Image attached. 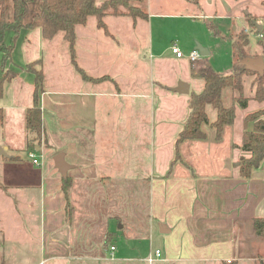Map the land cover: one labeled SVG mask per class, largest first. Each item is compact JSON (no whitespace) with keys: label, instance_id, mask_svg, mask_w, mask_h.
Here are the masks:
<instances>
[{"label":"crops","instance_id":"1","mask_svg":"<svg viewBox=\"0 0 264 264\" xmlns=\"http://www.w3.org/2000/svg\"><path fill=\"white\" fill-rule=\"evenodd\" d=\"M163 2L147 0L150 6L158 5L155 13L157 21L181 16L195 18L199 13L207 17L217 14L220 7L215 0H168L169 4L177 7L166 12L161 9ZM152 15L136 19L130 15H107L104 21L111 34L99 27L95 16H91L86 24L77 26L76 47L81 67L92 76L113 75L119 83L118 86L113 81L95 83L73 74L77 83L74 87H64L62 80L50 88L43 85L39 102L44 110L48 146L45 140L41 145L34 141V135L30 134L26 124L27 110L33 104L35 75L24 72L26 62L23 61L19 62L23 69L6 81L4 96L0 98V106L5 111L4 124L0 126V147L5 150V154L0 155V183L7 188V191L0 188V264H76L87 262L86 258L94 259L91 252L86 253V249L92 248L90 242L84 240L87 237L75 240L74 227L66 221L61 172L55 165V157L61 152L65 153L67 162L72 166L68 173L74 183L104 179L100 177H116L106 180L119 181L133 175L143 177L136 180L138 183L135 186H140L142 181L148 183L150 219L156 229L153 233V239L157 241L155 250L162 252L161 258L154 264H243L255 259L245 257L237 248L238 237H242L244 244L259 243L260 236L254 229L253 221L256 217H263L260 211L264 203V178L257 177L254 171L251 177H243L236 165L242 156L250 155L241 148L245 125L238 135H235L237 129L234 124L225 125L221 138L217 139L216 129L209 123L205 124L203 128L207 137L182 142L179 146L180 159H177L176 138L189 113L191 92H201L205 87L204 79L200 76L202 83L192 90L198 79L184 76L192 91L179 94L172 90L178 82L167 84L152 80L142 84L136 79H120L112 66L107 69L102 67L107 61L105 57L109 56L104 51V43L113 48L125 47L126 54H132L140 46L139 40L146 34L145 29L150 30L147 35L153 36ZM245 22L244 27L236 30H247ZM23 30H27L26 37H32L30 29ZM99 31H104L112 42L102 38ZM11 34V31L6 33V40ZM21 37L22 34L16 47ZM56 37L64 39L59 33L50 40L56 41ZM64 41L68 61V43ZM204 48L210 54L209 47ZM260 52L259 45L256 50L252 49V57H259L257 54ZM93 61L97 64L96 69L91 67ZM96 72L99 75H95ZM253 76H244L247 97L251 93L248 94L246 80ZM131 87L132 92H127ZM142 87L145 89L142 90ZM187 95L190 98L185 99V106L180 112L167 108L166 101L179 100ZM237 95V91L231 90L232 100ZM210 109L213 115L209 113ZM208 113L210 122L214 121L216 110L208 106ZM167 134L175 135L174 139ZM150 139L152 150L147 147ZM167 140L175 154L170 156L169 165L160 170L157 151ZM51 147L56 151L50 162L46 151ZM126 149L137 154L142 164L139 167L149 170H126L123 158ZM38 151L45 153L46 160H40L37 165L29 157L32 165L25 164L23 156ZM142 152L149 154L148 165L143 164L146 161L140 157ZM202 153L207 156L215 153L219 161L215 172L197 176L189 171L188 159ZM108 229L113 231L109 226ZM113 245L116 250V245ZM144 261L147 262L146 259Z\"/></svg>","mask_w":264,"mask_h":264},{"label":"rangeland","instance_id":"2","mask_svg":"<svg viewBox=\"0 0 264 264\" xmlns=\"http://www.w3.org/2000/svg\"><path fill=\"white\" fill-rule=\"evenodd\" d=\"M97 1L100 3L103 0ZM215 2L218 4L217 7L220 6L217 14H211L206 17L204 13L201 12L202 14L199 13V16L195 18L181 16L175 19H166V21H157L158 19H156L157 16L155 13H157L158 5L152 4V6H150L146 3V10L149 14L151 13L153 14L152 16H154L153 36L150 37L147 35V33L150 34V30L145 29L146 34L139 40L140 46L134 49L132 54H126L127 49L125 47L113 48L104 43L103 46L106 48L104 51H106L109 56L105 57L107 61H104L102 65L103 69L112 66V70L117 76L121 77L120 79H136L140 80L142 84L149 83L152 80H160L167 84H173L181 80L185 81L184 76L191 75L198 79L192 90H196L202 83L200 72L205 63L211 64L222 74L233 72L231 48L232 34L236 29L244 27V23L246 24L245 21H247V13L260 15L263 12V7L260 4V0H215ZM176 7L175 4H169L168 0H164L161 9L169 12L176 10ZM204 17H206L207 20H205L206 18ZM206 21L211 23L212 30L208 27ZM94 30L97 29L94 28ZM26 31L27 30L22 31V37L17 47L15 46L16 48H14L15 51L13 53L12 62L9 63V68L19 72V70L21 71V69H23L22 66L20 67L22 63L19 62L25 61L28 63L36 59H42L45 72V88L58 85V81L61 80L64 87L76 86L77 83L73 74L78 76L80 74L75 71L69 56V60L67 61L65 55L67 50L64 39H59L58 37H56V41L45 39L42 36L40 28L30 29V32L32 31V37H26ZM99 32H101L102 38L106 39L108 42H112V40L105 35L104 31ZM10 38L11 36L7 38V41H9ZM57 40L58 43H56ZM197 43L203 47H209L210 54L206 56L202 55L201 58L192 61L188 58L178 59L176 55L172 53L171 47L175 44L185 54H189L193 49L197 48ZM250 44L251 51L252 49L256 50L260 45L257 33H250ZM260 48L261 52L257 55L264 57L262 54L263 49L261 46ZM251 56H253L252 53ZM124 62H126V64H124ZM128 65H130V68H128ZM70 66H72V69ZM91 67H95L96 69L97 64L93 61L91 62ZM24 72L32 73L27 70ZM95 75H99V72H96ZM256 77L255 75L246 80L248 94L251 93V99H249L246 107H243L241 104L231 99V90L226 91L224 94L225 103L227 105H235L236 117L232 123L237 129L235 135L240 134V131L245 127H243V125H245L243 119L245 114L264 107V101H259L258 98H256ZM251 85H253L254 88ZM141 89L144 90L145 87ZM129 91L132 92V87L128 88L127 92ZM186 98H190V95L183 96L179 100L172 99L171 101H166L167 108H173L180 112L185 106ZM8 99H10V96ZM209 113L213 115V110L210 109ZM167 137L174 139L175 135L167 134ZM150 141L147 147L152 150L153 144L151 139ZM55 151L56 150L52 147L46 151L50 162L53 160L52 155ZM41 153L43 152H35L41 161H43V159L46 160L47 157L45 153H43V157ZM206 153H202L200 156H196V158L190 157V159H188L189 171L192 174L201 176L203 173H212L216 171L219 159L214 156L215 153H212L211 156L205 155ZM221 153H223V151ZM173 154H175V150L172 145H170V141L167 140L165 145L157 151V164L160 170H164L167 165H169L170 156ZM203 154L205 156H203ZM29 157L30 155L28 156V154L23 156L25 164H30ZM140 157H144L143 160L146 162H143V164L148 165L149 154H143L142 152ZM123 158L125 160L124 165L126 170H149V168L145 170L147 167L144 166L139 167L142 164L137 154L131 150L126 149ZM30 159L32 158L30 157ZM135 163L137 166L132 165H136ZM254 173L257 177L264 178V159L260 165L254 169ZM100 178H104L105 180L101 179L93 182L82 180L73 183V187L70 191L71 203L73 206L71 224L75 230V240H77V237H87V239L84 240L87 243L90 242L92 248L91 250L86 249V253L91 252L90 254L94 256L92 260L86 258L85 261L87 262H78L76 264H149L144 261V259L148 258L150 254L155 251L157 247L155 244H157V241L155 242L153 239V233L156 232V229L153 228L152 219H150L148 183L142 181L140 182V186H135L138 183L136 180H138V178H143L139 175L126 176L123 177L124 180L121 179L119 181L106 180V178L116 177ZM260 213L264 216V203ZM108 226L113 231H110ZM246 233L249 234L248 230ZM259 238L260 241L258 244H252L251 242L244 244L242 243V237H238L237 248L239 252L245 255V257L255 258L243 264L263 263L264 238ZM113 244L116 245V250L111 254V246Z\"/></svg>","mask_w":264,"mask_h":264},{"label":"trees","instance_id":"3","mask_svg":"<svg viewBox=\"0 0 264 264\" xmlns=\"http://www.w3.org/2000/svg\"><path fill=\"white\" fill-rule=\"evenodd\" d=\"M147 0H0V98L4 96L6 81L11 80L17 72L9 68L12 62V54L16 42L23 29L40 28L42 35L46 39H53L57 34L62 33L68 43V51L71 64L84 80L92 82L116 80L110 75L93 77L85 71L79 64L77 55V26L86 24L91 16L97 18L99 27H102L107 34L108 30L104 17L107 15H130L134 19L148 18L146 10ZM263 12L260 15L247 13V30H235L232 34V65L233 72L219 73L211 64L205 63L200 75L205 81V87L201 92H191L189 102V113L176 138V155L180 159L179 146L189 139H205L207 133L204 130L205 124H210L216 129V137L220 139L225 125L232 124L236 117L235 105L225 103V91L227 89L237 91L238 95L233 97L234 102H238L246 107L250 97L244 94V76L256 75L255 83L256 98L264 101V74L254 72L246 67L244 60L251 56L250 33L255 32L259 36V44L264 55V0H260ZM262 24L263 28L258 29ZM208 27L212 30V25L208 21ZM12 32L9 41L6 40V33ZM24 69L34 73L35 89L33 104L28 108L26 114L27 128L34 135L33 140L41 145L47 138L43 121V113L39 93L44 90L45 72L43 60L36 59L26 63ZM208 106L216 110V119L210 122ZM5 111L0 106V126L4 124ZM252 124V128L249 125ZM241 148L250 153L249 156H242L236 165L240 169L243 177H251L264 159V107L250 112L245 117V131ZM62 190L66 198V221L71 224L73 206L71 203L70 191L73 187L74 179L68 173L61 174ZM0 188L7 191V188L0 183ZM256 233L264 238V216L256 217L253 221ZM264 263V261H263ZM224 264H234L225 262Z\"/></svg>","mask_w":264,"mask_h":264},{"label":"water","instance_id":"4","mask_svg":"<svg viewBox=\"0 0 264 264\" xmlns=\"http://www.w3.org/2000/svg\"><path fill=\"white\" fill-rule=\"evenodd\" d=\"M258 25V29L261 30L263 28L262 24H259L255 22ZM197 49L201 52V55L205 56L209 52L204 48L202 45H198ZM244 64L246 67L254 72L264 74V57L259 56V57H248L244 60ZM174 92H177L179 94H189L190 93V83L187 81L181 80L178 82V85L175 86L172 89ZM5 154V150L0 147V155ZM55 165L58 168V170L61 172V174L66 175L68 174L69 170L71 169V165L67 162L65 158V153L61 152L58 153L55 157ZM264 264V263H262Z\"/></svg>","mask_w":264,"mask_h":264},{"label":"built area","instance_id":"5","mask_svg":"<svg viewBox=\"0 0 264 264\" xmlns=\"http://www.w3.org/2000/svg\"><path fill=\"white\" fill-rule=\"evenodd\" d=\"M172 53L176 55L178 58H188L189 60H197L201 58V53L199 50L195 49L192 50L189 54H185L176 44L171 47ZM30 157L33 159L34 164H40V159L35 154V152H30ZM115 250V246H111V254H113V251ZM162 252L160 249L155 250L150 254L148 258H146L147 262L149 264H154L156 261H158L161 258Z\"/></svg>","mask_w":264,"mask_h":264}]
</instances>
